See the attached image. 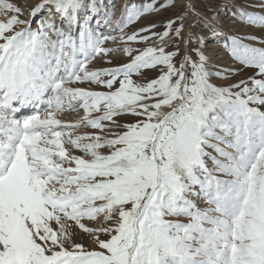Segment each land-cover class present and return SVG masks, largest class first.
Segmentation results:
<instances>
[{
	"label": "snow or ice",
	"instance_id": "6c2138e0",
	"mask_svg": "<svg viewBox=\"0 0 264 264\" xmlns=\"http://www.w3.org/2000/svg\"><path fill=\"white\" fill-rule=\"evenodd\" d=\"M0 264H264V0H0Z\"/></svg>",
	"mask_w": 264,
	"mask_h": 264
},
{
	"label": "rangeland",
	"instance_id": "374dc122",
	"mask_svg": "<svg viewBox=\"0 0 264 264\" xmlns=\"http://www.w3.org/2000/svg\"><path fill=\"white\" fill-rule=\"evenodd\" d=\"M19 2L25 3L27 4H34L36 2V0H19ZM124 2V0H117V6L119 7L120 4H122ZM135 2L139 3L140 0H135ZM169 15L168 12H160L156 18V22L160 23L162 21L163 18L167 17ZM234 27L236 28L237 31L243 33V32H247L250 31L251 29H249L246 26H241L239 23H237L236 25H234ZM221 59H223V57H221ZM223 66H227V61L224 62ZM238 66V65H237ZM66 119H75L76 118V114H73L72 116L69 117H65ZM78 239H82L83 237L78 236Z\"/></svg>",
	"mask_w": 264,
	"mask_h": 264
}]
</instances>
